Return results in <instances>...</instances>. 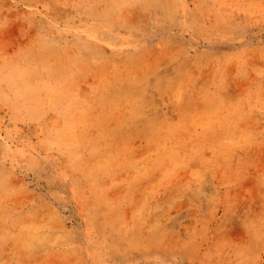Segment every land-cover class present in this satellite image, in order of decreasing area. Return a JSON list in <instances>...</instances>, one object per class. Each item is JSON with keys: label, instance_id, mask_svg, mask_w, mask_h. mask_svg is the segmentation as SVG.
<instances>
[{"label": "rangeland", "instance_id": "rangeland-1", "mask_svg": "<svg viewBox=\"0 0 264 264\" xmlns=\"http://www.w3.org/2000/svg\"><path fill=\"white\" fill-rule=\"evenodd\" d=\"M0 264H264V0H0Z\"/></svg>", "mask_w": 264, "mask_h": 264}]
</instances>
